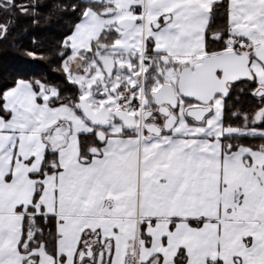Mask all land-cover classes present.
Here are the masks:
<instances>
[{
	"label": "snow or ice",
	"instance_id": "snow-or-ice-1",
	"mask_svg": "<svg viewBox=\"0 0 264 264\" xmlns=\"http://www.w3.org/2000/svg\"><path fill=\"white\" fill-rule=\"evenodd\" d=\"M57 8L63 80L0 87V264H264V0Z\"/></svg>",
	"mask_w": 264,
	"mask_h": 264
},
{
	"label": "trees",
	"instance_id": "trees-1",
	"mask_svg": "<svg viewBox=\"0 0 264 264\" xmlns=\"http://www.w3.org/2000/svg\"><path fill=\"white\" fill-rule=\"evenodd\" d=\"M18 5L28 4L39 5L36 11L40 13L38 17L31 15H21L19 13L9 14L0 11V23H9V33L7 38H0V87H3L13 75L14 70L22 64L18 53L25 50H37L42 59L27 65L44 72L54 81L63 80L60 74L59 59L52 58L50 53L56 49L62 36L70 28L74 16L71 12L58 9L60 3H68L70 0H15ZM223 24V19H217V26ZM244 85H237L243 88ZM71 90V86H69ZM228 105H235V109L250 110L257 103L246 91L242 95L239 91L234 92L228 99ZM230 114V113H229ZM238 123V121H237Z\"/></svg>",
	"mask_w": 264,
	"mask_h": 264
}]
</instances>
